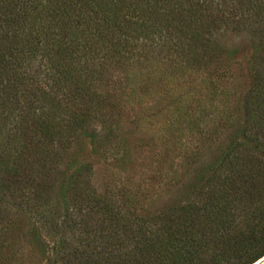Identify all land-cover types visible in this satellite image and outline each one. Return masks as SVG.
Segmentation results:
<instances>
[{"label": "trees", "instance_id": "1", "mask_svg": "<svg viewBox=\"0 0 264 264\" xmlns=\"http://www.w3.org/2000/svg\"><path fill=\"white\" fill-rule=\"evenodd\" d=\"M224 30H249L254 58L221 160L158 214L101 192L80 153L112 137L89 122L117 105L113 71L157 48L198 69ZM0 198L33 216L49 264H259L264 0H0Z\"/></svg>", "mask_w": 264, "mask_h": 264}, {"label": "rangeland", "instance_id": "2", "mask_svg": "<svg viewBox=\"0 0 264 264\" xmlns=\"http://www.w3.org/2000/svg\"><path fill=\"white\" fill-rule=\"evenodd\" d=\"M216 42L198 69L157 48L135 58L130 76L113 71V84L103 88L116 95L117 105H106L89 122L90 130H111L112 137L103 149L88 142L80 153L101 192L133 200L139 214H158L181 198L201 166L221 160L244 122L254 51L249 30L221 31ZM36 225L28 211L0 201V264H49Z\"/></svg>", "mask_w": 264, "mask_h": 264}, {"label": "bare ground", "instance_id": "3", "mask_svg": "<svg viewBox=\"0 0 264 264\" xmlns=\"http://www.w3.org/2000/svg\"><path fill=\"white\" fill-rule=\"evenodd\" d=\"M264 260V257H263V259L262 260H260L261 262Z\"/></svg>", "mask_w": 264, "mask_h": 264}, {"label": "water", "instance_id": "4", "mask_svg": "<svg viewBox=\"0 0 264 264\" xmlns=\"http://www.w3.org/2000/svg\"><path fill=\"white\" fill-rule=\"evenodd\" d=\"M264 261V260H263Z\"/></svg>", "mask_w": 264, "mask_h": 264}]
</instances>
